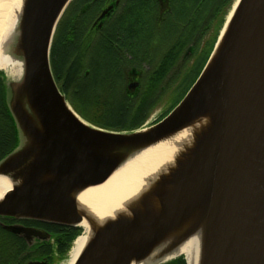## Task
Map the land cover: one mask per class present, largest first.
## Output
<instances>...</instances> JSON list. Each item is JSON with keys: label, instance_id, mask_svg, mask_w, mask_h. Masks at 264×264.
Returning <instances> with one entry per match:
<instances>
[{"label": "water", "instance_id": "95a60500", "mask_svg": "<svg viewBox=\"0 0 264 264\" xmlns=\"http://www.w3.org/2000/svg\"><path fill=\"white\" fill-rule=\"evenodd\" d=\"M70 1L26 0L16 28L24 72L15 81L0 70L17 139L0 159V175L21 179L0 203V215L80 228L72 195L86 185L102 183L127 158L216 105L213 143L201 164L208 186L204 264H264V0L239 1L221 56L205 70L231 4L203 66L180 100L150 126L127 131L104 129L83 119L53 78L51 44ZM112 8L113 4L105 6L99 17ZM137 85L130 82L128 88L133 91ZM180 181L187 183L186 178ZM175 183L173 178L162 186ZM197 195L198 190L187 188L161 205L154 218L110 223L90 239L74 264H129L146 257L161 246ZM152 196L158 198L160 192ZM8 228L26 237L39 236L31 228ZM169 250L153 264L177 257L187 264L184 255L161 259Z\"/></svg>", "mask_w": 264, "mask_h": 264}, {"label": "trees", "instance_id": "16d2710c", "mask_svg": "<svg viewBox=\"0 0 264 264\" xmlns=\"http://www.w3.org/2000/svg\"><path fill=\"white\" fill-rule=\"evenodd\" d=\"M107 1L113 4V9H116L115 0ZM231 2L232 0H121L120 5H122H119L120 8L117 7L113 19L104 30L103 37L94 38L95 40L89 46L86 44L91 40L89 37L79 44L74 40L72 28L68 31L66 29L65 32V29L60 31L58 26L50 49V66L53 78L68 102L74 97L79 99V96L90 95L89 98H83L82 101L77 100L76 109L80 112L71 107L91 124L114 131L138 128L143 124L147 116L146 113L155 105V101L151 103L148 110L140 114V117H133L128 121L126 116L132 110L134 116L137 115L141 109L142 101L147 96L153 94L152 100L155 99L157 90H160L169 70L177 61L179 63L178 59L185 50H190L185 58L187 61L184 59L182 68L186 62L195 59L193 78L189 79V71L185 72L186 65L183 71L185 76L180 79V85L186 87L182 96L187 91L211 50ZM84 3L85 0L70 1L67 12L70 11L65 14L67 18L64 24H73L87 13L79 12L82 6L85 7ZM88 15H84L83 18L86 19L89 17ZM62 22L63 20H61ZM65 37H68L69 40L61 43ZM119 41L126 43L120 49L106 45V42L117 43ZM96 46H99L100 52L106 54L108 59L106 62L98 59L87 60L88 53L95 50ZM124 50L136 58L134 60L133 57L131 59L126 57L127 61H124V64L129 67H135L138 70L143 61L148 60L151 63L152 59L156 64L152 63V69L147 74V81L142 90L138 89L134 93H128L123 89V97L118 98L117 104L103 108L97 103V100L105 97L101 85H106L109 82L112 73H109L106 68L102 72L97 68L105 64L107 68L108 64L116 65V62L113 61L114 54L117 52L123 54ZM85 69L90 70L87 76L84 75ZM181 70L178 75L182 73ZM138 72L140 71L138 70ZM4 89V84L0 79V159L17 142L14 122L5 102ZM182 96L166 108L158 116V119L164 116ZM87 107L92 110L90 114H85L83 111V108ZM109 115L113 116L108 118ZM78 234L79 228H74L66 237L63 250L60 251L61 256L69 249ZM164 264H184V260L182 257H177Z\"/></svg>", "mask_w": 264, "mask_h": 264}, {"label": "bare ground", "instance_id": "6f19581e", "mask_svg": "<svg viewBox=\"0 0 264 264\" xmlns=\"http://www.w3.org/2000/svg\"><path fill=\"white\" fill-rule=\"evenodd\" d=\"M25 1L0 0V69H4L7 76L15 81L22 77L25 68L16 29ZM239 1L234 0L229 9L205 70L211 69L221 56ZM217 114L216 105L204 108L179 130L127 158L102 183L86 185L72 195L71 199L81 215L78 223L81 233L75 237L67 258L60 264H74L90 239L110 223L121 219L130 221L145 215L154 218L161 205L169 204L187 188L198 190V195L183 219L167 232L160 247L140 260H131L129 264H153L169 247V253L161 259L184 255L187 264H204L208 186L201 164L206 150L213 143ZM173 178L175 184L162 186ZM183 178L187 183L180 181ZM20 181L0 175V203L19 186ZM156 190L160 192L158 198L152 196ZM146 194L149 197L145 201L143 197ZM188 231L190 233L178 241ZM173 243L175 245L171 247Z\"/></svg>", "mask_w": 264, "mask_h": 264}, {"label": "flooded vegetation", "instance_id": "af4514ba", "mask_svg": "<svg viewBox=\"0 0 264 264\" xmlns=\"http://www.w3.org/2000/svg\"><path fill=\"white\" fill-rule=\"evenodd\" d=\"M120 2L121 0H118L116 4L117 7H119ZM84 4L85 7L82 6L79 9V12H87L84 15H88V13L92 11L88 15L89 17L84 19V15H82L80 19H77L73 24H64L67 18L65 14L67 12V8L69 5L68 4L63 14L61 15V18L58 21L56 29L59 26L61 29L60 31H63L65 29L66 32V29L68 31L70 28H72L74 40L80 44L83 41H86L89 37V39L91 40L86 42V44L89 46L91 42L95 40L94 38L103 37L104 30L108 23L113 19L114 14L117 11V7L116 9H110V11L104 17L100 18L99 16L103 8L111 4L109 1L85 0ZM61 20H63L62 23ZM65 40H69V38L65 37L64 40H61V43H65ZM106 43V45H111L117 47L118 49H120L121 46H125L126 44L121 41L117 43ZM189 51L190 50H185L181 54L180 59L178 60L183 61L189 54ZM113 61L116 62L117 70L120 71V73L124 77L122 83L123 89L128 93H134L136 90H138L141 87V77H143L145 73L143 74L142 70L140 69H138L140 71L138 72L137 68L129 67L128 65L124 64L125 59L122 56H117V58H113ZM177 65L178 61L174 64L173 68L169 70L165 79L168 77L169 73L174 68H176ZM105 67H107L106 64L102 65V67H98L97 69L98 71L102 72L104 71L103 69H105ZM89 71V69H85L84 75L87 76ZM98 74L100 73L98 72ZM130 82H136L138 84L133 91H131L132 89L128 88V84ZM143 124H145V122H143ZM12 225L21 226L23 228H31L33 229V232L39 233V236L35 237L32 235L26 237L23 233H15L8 228ZM73 229L74 227L62 224L49 223L28 218L0 215V264H26L29 261H46L47 264H54L55 259L60 256V251L63 250L64 241L66 237L71 233Z\"/></svg>", "mask_w": 264, "mask_h": 264}, {"label": "rangeland", "instance_id": "374dc122", "mask_svg": "<svg viewBox=\"0 0 264 264\" xmlns=\"http://www.w3.org/2000/svg\"><path fill=\"white\" fill-rule=\"evenodd\" d=\"M232 2H233V0H232ZM232 2H231V4H232ZM230 5L228 6V9L230 8ZM99 50H100L99 46H96L95 50H92L90 53H88V56L86 57L87 60L89 61V60L99 59L100 61L106 62V60H107L106 54L103 52H100ZM114 55H115V57H117L118 55L124 57L125 61H127L126 57H128L129 59H131L133 57L132 59L136 60L134 55H132L130 52H128L126 50L123 51V54L120 52H117ZM147 61L148 60H145L139 65L140 70H142L143 74L145 73V75H143V77H141L142 80H141V87L139 88V91L142 90L146 84L147 76H148L147 74L152 69V65H153L152 62L155 63V61H152V60H151V63L147 62ZM185 61H187V60L185 59ZM185 61L184 60L179 61L176 68H174L169 73L168 77L161 84L160 90H157V95H156L155 99L152 100V98H154L153 94L147 96V98H145L142 101L141 109L137 113V115L134 116V114H133L134 112L132 110V112H130V114H128L126 116V119L128 121H130L133 117H135V118L140 117L141 116L140 114H143L146 110H148L151 103H153V101H155V105L153 106V108H151L150 111L146 113L147 116L145 117V119L143 121V122H145V124L141 125L142 126L141 128H146L152 124L151 121L153 119H156V117H158L166 108H168L171 104H174L178 100V98L180 96H182V94L186 88V87L180 85V79H183L185 76L183 73L184 67L187 65L185 72L189 71V75H190L189 79H190V78H193V73H194V69L196 66V61H195V59H193L192 61L186 62V64H184V66L182 68V64ZM105 68L108 69L109 73H112V75H111V79L109 80V82L106 85H103V86L101 85V87L104 90L103 94H105V97L97 100V103L100 104L103 108H107V107L112 106L113 104H117L118 98L123 97V84L122 83L124 80V77L122 76L120 71L117 70L116 65L108 64V68L107 67H105ZM0 70H2V69H0ZM116 70H117V72H116ZM180 70L182 71V73L180 75H178L180 73ZM3 73H4V76H6V72L4 70H3ZM177 75H178V78L176 79ZM90 92H91V90H90ZM85 95L86 96H79L78 97L79 99H77V97H74V98H71L69 100V98H68L71 106L75 110H77L76 109L77 100L82 101L83 98L86 99V98H89V96H90L88 94H85ZM95 95H96V93H95ZM77 111H79V110H77ZM83 111L85 114H90V112L92 110H91V108L87 107V108H83ZM112 116L109 115L107 117L110 118ZM80 233H81V228H79V234ZM71 245H72V243H71ZM71 245H70V247H71ZM70 247L64 254H62V256L60 254V256L55 259L54 264H60V262L62 260L67 258Z\"/></svg>", "mask_w": 264, "mask_h": 264}]
</instances>
